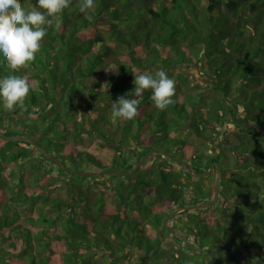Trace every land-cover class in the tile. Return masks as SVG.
Here are the masks:
<instances>
[{"label": "trees", "instance_id": "1", "mask_svg": "<svg viewBox=\"0 0 264 264\" xmlns=\"http://www.w3.org/2000/svg\"><path fill=\"white\" fill-rule=\"evenodd\" d=\"M21 4L33 10L37 0ZM158 70L176 82L163 111L151 90L134 93L133 72ZM8 72L0 56V77ZM15 74L31 84L26 110L0 103V127L67 164L129 168L151 148L198 172L219 162V202L171 223L209 264H264V0H95L87 14L72 0ZM131 92L137 117L112 118V102ZM86 135L115 151L111 164L77 146ZM122 175L115 184L110 175H71L32 143L0 136V264L205 263L164 221L213 197L217 171L195 177L156 152ZM58 186L71 195H52Z\"/></svg>", "mask_w": 264, "mask_h": 264}, {"label": "clouds", "instance_id": "2", "mask_svg": "<svg viewBox=\"0 0 264 264\" xmlns=\"http://www.w3.org/2000/svg\"><path fill=\"white\" fill-rule=\"evenodd\" d=\"M71 3L72 0H37L35 9L26 10L21 0H0V56L9 70L7 75L0 77V103L5 111L14 112L19 107L23 114L26 110L25 100L31 84L26 76L15 73L36 59L48 28L57 23L58 14ZM94 6L95 0H79L81 13L87 14ZM133 75L135 97L151 90L150 98L155 108L161 111L174 103L176 82L165 71L158 70L155 75L133 72ZM135 97L131 92L128 96L120 95L112 102V118L135 119L140 105V100Z\"/></svg>", "mask_w": 264, "mask_h": 264}, {"label": "water", "instance_id": "3", "mask_svg": "<svg viewBox=\"0 0 264 264\" xmlns=\"http://www.w3.org/2000/svg\"><path fill=\"white\" fill-rule=\"evenodd\" d=\"M0 136L11 139V140H17L21 142H28L32 143L46 158L52 159L62 165L64 170L71 174V175H83V176H100V175H116V174H131L133 172H136L139 167L143 165V163L153 154L156 152H159L165 156H168L172 158L174 161H176L178 164H180L182 167H184L191 175L195 177H208L211 175V173L216 170L217 171V177L215 181V192L213 197L207 198L205 200H202L198 203H190L178 208L173 209L168 214L167 218L164 221V226L167 227L172 233L177 235L180 239L185 241L187 245L196 253L201 254L206 258V262L203 264H209L211 261V256L205 252H201L199 248L178 228H176L172 223L171 219L176 214L180 213L181 211L188 210V209H196V208H202L206 206H210L212 204H216L219 202L220 199V191H221V180H222V169L219 164V162L215 161L212 163V165L209 167V169L205 172H198L196 171L192 166H190L186 161H184L182 158L169 153L167 151L159 150L157 148H151L145 155H143L134 166L125 168V169H110V170H74L71 169L67 163L60 157L56 156L55 154L48 151L46 148L41 146L35 138H33L30 135L27 134H9L3 131V129L0 127Z\"/></svg>", "mask_w": 264, "mask_h": 264}, {"label": "rangeland", "instance_id": "4", "mask_svg": "<svg viewBox=\"0 0 264 264\" xmlns=\"http://www.w3.org/2000/svg\"><path fill=\"white\" fill-rule=\"evenodd\" d=\"M174 71H177L179 70V68H173ZM188 70H190L191 73L193 74H196V76L200 79H208L209 80V77L206 76L205 73L203 72H200L198 69L194 68V67H191V68H188ZM72 138V137H71ZM194 138V137H193ZM195 141H199L198 139H195ZM101 142V138L97 137V136H84V138L78 142H76L77 146L80 148V149H86V150H89L99 156H102L103 160L108 163V164H111L112 163V159H113V156H114V150L111 149V147H106V146H100L99 143ZM24 146H26L27 144L26 143H23ZM212 149L214 150L216 148V145H212L211 146ZM211 149V148H210ZM212 151V150H211ZM71 169H74V170H110V169H125V167L123 168L121 166V168H104V169H98L96 168V166L94 165H89L88 168H84V167H80V165H77V164H73V163H69L67 164ZM143 172V171H142ZM33 176L32 173L30 172H27V174L25 175V178L26 180H30L31 177ZM113 180V184H115L119 179L121 178H125L126 176L122 175V174H116V175H110ZM89 181H97V180H92L91 178L88 179ZM110 182V181H109ZM112 182V181H111ZM110 182V183H111ZM71 191H69L68 189L62 187V186H58L56 188H54V191L52 192V195H62L64 197H69L71 195Z\"/></svg>", "mask_w": 264, "mask_h": 264}, {"label": "flooded vegetation", "instance_id": "5", "mask_svg": "<svg viewBox=\"0 0 264 264\" xmlns=\"http://www.w3.org/2000/svg\"><path fill=\"white\" fill-rule=\"evenodd\" d=\"M133 258V257H132Z\"/></svg>", "mask_w": 264, "mask_h": 264}]
</instances>
